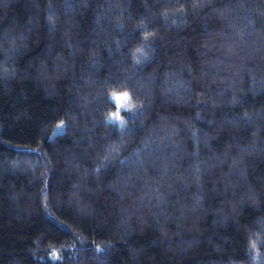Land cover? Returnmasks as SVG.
<instances>
[{"label":"trees","instance_id":"obj_1","mask_svg":"<svg viewBox=\"0 0 264 264\" xmlns=\"http://www.w3.org/2000/svg\"><path fill=\"white\" fill-rule=\"evenodd\" d=\"M0 264H264V0H0Z\"/></svg>","mask_w":264,"mask_h":264},{"label":"rangeland","instance_id":"obj_2","mask_svg":"<svg viewBox=\"0 0 264 264\" xmlns=\"http://www.w3.org/2000/svg\"><path fill=\"white\" fill-rule=\"evenodd\" d=\"M115 94H124V93H115ZM110 99H111V101L115 104V106H116V102H115V100L113 99V94L110 96ZM130 104V101H129V98H128V101H127V105H129ZM126 108H128V106L127 107H120V109H119V114H120V112L122 111V110H125ZM117 112V106H116V108H115V110L113 111V112H111L108 116H107V119L108 120H110V121H115L117 124H120L121 123V121H122V119H121V117L119 118V119H116L115 117H114V114Z\"/></svg>","mask_w":264,"mask_h":264},{"label":"snow or ice","instance_id":"obj_3","mask_svg":"<svg viewBox=\"0 0 264 264\" xmlns=\"http://www.w3.org/2000/svg\"><path fill=\"white\" fill-rule=\"evenodd\" d=\"M123 97V98H122ZM113 99L115 100V102H119L120 103V107H127V101H128V97L127 94H113ZM114 117L116 119H118V117L114 114Z\"/></svg>","mask_w":264,"mask_h":264},{"label":"clouds","instance_id":"obj_4","mask_svg":"<svg viewBox=\"0 0 264 264\" xmlns=\"http://www.w3.org/2000/svg\"><path fill=\"white\" fill-rule=\"evenodd\" d=\"M124 94H127V93H124ZM127 97H128V94H127ZM122 98H123V97H122ZM116 106H117V112L115 113V115H116V116L118 117V119H119V118H120V117H119L120 103L117 102V103H116ZM128 107L131 108L132 105L129 104ZM253 247H255V245H253Z\"/></svg>","mask_w":264,"mask_h":264}]
</instances>
